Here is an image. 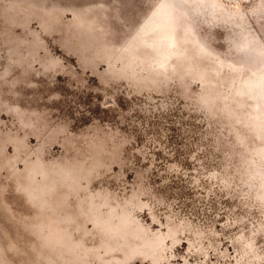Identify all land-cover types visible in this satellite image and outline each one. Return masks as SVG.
I'll return each instance as SVG.
<instances>
[{
  "label": "rangeland",
  "instance_id": "374dc122",
  "mask_svg": "<svg viewBox=\"0 0 264 264\" xmlns=\"http://www.w3.org/2000/svg\"><path fill=\"white\" fill-rule=\"evenodd\" d=\"M0 264H264V0H0Z\"/></svg>",
  "mask_w": 264,
  "mask_h": 264
}]
</instances>
